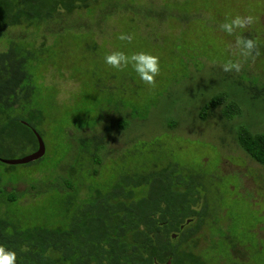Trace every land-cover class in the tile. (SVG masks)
<instances>
[{
    "label": "rangeland",
    "instance_id": "obj_1",
    "mask_svg": "<svg viewBox=\"0 0 264 264\" xmlns=\"http://www.w3.org/2000/svg\"><path fill=\"white\" fill-rule=\"evenodd\" d=\"M237 15L254 22L232 36L220 30ZM121 33L132 41L119 40ZM238 37L254 40L259 55L240 57ZM11 42L25 50L31 77L23 113H42L37 131L46 148L41 161L13 168L1 159L36 150L15 146L0 155V188L23 195L10 208L21 224H67L72 206L92 191L155 164L178 165L203 182L206 223L196 249L206 264H264V166L238 142L241 127L264 132V100L257 97L264 88V0H116L11 28L0 36V52ZM115 51L157 56L154 83L141 81L131 65H107L104 57ZM229 60L241 70L225 72ZM221 92L241 113L229 119L225 103L202 116ZM117 112H133V121L112 131L94 165L80 139L101 133Z\"/></svg>",
    "mask_w": 264,
    "mask_h": 264
},
{
    "label": "trees",
    "instance_id": "obj_2",
    "mask_svg": "<svg viewBox=\"0 0 264 264\" xmlns=\"http://www.w3.org/2000/svg\"><path fill=\"white\" fill-rule=\"evenodd\" d=\"M115 1L0 0V36L17 26H40ZM25 55L14 42L0 52V155L15 146L38 149L35 131L42 113H23L32 94ZM257 91L264 100V88ZM225 103L229 119L241 113L238 102L221 92L204 105L202 116ZM117 113L101 133L91 131L80 139V151L94 165H101L99 153L112 131H125L133 121V112ZM238 142L264 166V132L241 127ZM149 169L153 170L133 172L108 189L92 191L81 205L72 206L74 216L64 225L21 224L10 208L22 193L0 188V246L16 253L15 264H206L196 249L206 223V204L199 209L202 180L178 165L155 164ZM3 205L9 210L3 211Z\"/></svg>",
    "mask_w": 264,
    "mask_h": 264
},
{
    "label": "clouds",
    "instance_id": "obj_3",
    "mask_svg": "<svg viewBox=\"0 0 264 264\" xmlns=\"http://www.w3.org/2000/svg\"><path fill=\"white\" fill-rule=\"evenodd\" d=\"M254 22L252 16L241 17L239 15L232 18L229 22L220 24V30L229 36H232L237 30L245 29ZM121 41L131 42L133 37L131 34L121 33L118 36ZM235 47L238 49V54L242 58L259 55L256 50L257 45L254 40L246 38H237ZM104 62L113 68H121V66L131 65L133 71L137 74L139 79L147 84H153L154 78L159 74L160 65L159 58L153 54L146 52H138L131 55H126L122 51H115L104 57ZM225 72L241 70L239 61L229 60L223 64ZM16 253L7 250L4 246H0V264H15Z\"/></svg>",
    "mask_w": 264,
    "mask_h": 264
},
{
    "label": "water",
    "instance_id": "obj_4",
    "mask_svg": "<svg viewBox=\"0 0 264 264\" xmlns=\"http://www.w3.org/2000/svg\"><path fill=\"white\" fill-rule=\"evenodd\" d=\"M35 133H36V137L38 139L39 145H38V149L33 154H30L29 156H26L21 159H11V160L1 159L2 162L9 164V165H22V164H28V163H31V162H34L36 160L43 158L46 153L45 144H44L42 137L36 131Z\"/></svg>",
    "mask_w": 264,
    "mask_h": 264
}]
</instances>
